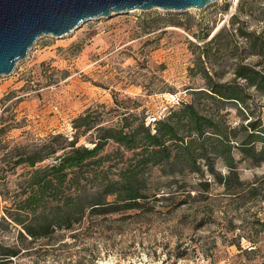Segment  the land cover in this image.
<instances>
[{"label": "rangeland", "instance_id": "rangeland-1", "mask_svg": "<svg viewBox=\"0 0 264 264\" xmlns=\"http://www.w3.org/2000/svg\"><path fill=\"white\" fill-rule=\"evenodd\" d=\"M262 11L264 0H218L184 11L133 9L85 21L61 37H39L10 74L0 75V192L7 205L21 191L23 169H8L4 151L51 134L71 137L73 118L97 104L112 106L114 95L125 105H136L147 122L163 117L179 101H191L202 111L219 110L232 127L253 118L264 122L263 95L246 88L248 107L235 101L217 103L193 93H207V88L196 69L189 70L200 47L223 27L221 40L210 50L216 60H210L214 79L233 80L236 62L264 73V63L249 53L237 29L264 38ZM224 40L230 42L228 49L218 47ZM82 144L91 146L85 137L77 143ZM115 148L110 142L105 151ZM234 156L241 181H264V161L252 162L237 151ZM215 169L227 173L221 160H216ZM204 179L209 181L207 189L187 196L185 189H199ZM158 182L168 184L164 178ZM183 184L186 188L171 184L173 193L141 201L136 210L87 214L82 225L55 230L50 238L23 239L16 225L2 222L0 244L18 255L1 258L0 264H264V238L260 254L250 260L237 258V248L230 245L240 241L246 247L248 242L238 235L251 228L262 230L255 221H264V200L241 205L231 194L232 181L226 190L208 174L187 176Z\"/></svg>", "mask_w": 264, "mask_h": 264}, {"label": "trees", "instance_id": "trees-1", "mask_svg": "<svg viewBox=\"0 0 264 264\" xmlns=\"http://www.w3.org/2000/svg\"><path fill=\"white\" fill-rule=\"evenodd\" d=\"M261 13L264 15V11ZM237 29L251 49L249 53L264 63L263 36ZM222 32L223 27L216 29L200 47L194 66L189 68L191 72L196 69L195 74H199L207 88V93L204 90L193 93L203 94L217 103L235 101L248 107L245 99L250 95L246 88L264 96V73L250 64L236 62L233 80L214 79L210 60H216L210 50L221 40ZM208 36L207 32L203 38ZM229 43L224 40L218 47L228 49ZM153 118L147 122L145 115L137 112L136 105H125L114 95L112 106L97 104L73 118L71 137L51 134L38 143L6 149L3 156L8 159L7 165L10 164L8 169L20 166L23 178L19 183L21 191L10 205L0 192V206L4 202L0 226L2 222L16 225L23 239L50 238L55 230H74L82 225L87 214L136 210L141 207V201H156L165 197L164 193H173L171 184L175 189L186 188L183 183L190 175L198 178L211 175L226 190L232 187V181L235 190L231 194L241 205L264 200V181L257 184L241 181L234 156L237 151L252 162L264 161V122L260 118L232 127L219 110L202 111L191 101H179L163 117ZM81 137L91 146L77 145ZM110 142L116 148L106 152ZM216 160L224 163L226 175L215 169ZM160 178L168 180L167 186L159 184ZM178 179L182 184H178ZM208 185L209 181L204 179L199 181V189L189 186L185 191L187 196H191V191H196L198 196ZM255 222L263 226L262 230L251 228L238 235L240 240L248 242L246 247L240 241L230 242L237 248L239 259L242 256L254 259L261 252L259 242L264 238V221ZM17 255L16 249L0 244V259Z\"/></svg>", "mask_w": 264, "mask_h": 264}, {"label": "water", "instance_id": "water-1", "mask_svg": "<svg viewBox=\"0 0 264 264\" xmlns=\"http://www.w3.org/2000/svg\"><path fill=\"white\" fill-rule=\"evenodd\" d=\"M214 1L218 0H0V75L10 74L39 37H61L93 18L133 9H200Z\"/></svg>", "mask_w": 264, "mask_h": 264}, {"label": "built area", "instance_id": "built-area-1", "mask_svg": "<svg viewBox=\"0 0 264 264\" xmlns=\"http://www.w3.org/2000/svg\"><path fill=\"white\" fill-rule=\"evenodd\" d=\"M152 119H154V118H152Z\"/></svg>", "mask_w": 264, "mask_h": 264}]
</instances>
